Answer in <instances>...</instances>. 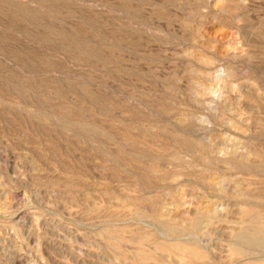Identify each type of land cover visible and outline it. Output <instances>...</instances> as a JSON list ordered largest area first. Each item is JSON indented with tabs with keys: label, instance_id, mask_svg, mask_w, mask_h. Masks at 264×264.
<instances>
[{
	"label": "rangeland",
	"instance_id": "obj_1",
	"mask_svg": "<svg viewBox=\"0 0 264 264\" xmlns=\"http://www.w3.org/2000/svg\"><path fill=\"white\" fill-rule=\"evenodd\" d=\"M261 162L264 0H0V264H137L132 232L242 264Z\"/></svg>",
	"mask_w": 264,
	"mask_h": 264
},
{
	"label": "bare ground",
	"instance_id": "obj_2",
	"mask_svg": "<svg viewBox=\"0 0 264 264\" xmlns=\"http://www.w3.org/2000/svg\"><path fill=\"white\" fill-rule=\"evenodd\" d=\"M25 10V9H24ZM18 11V10H17ZM27 11V10H26ZM15 12V11H14ZM25 12V11H24ZM36 14V13H35ZM62 33V32H61ZM67 38V37H66ZM65 38V39H66ZM209 90V89H208ZM204 91V90H203ZM208 92V91H207ZM209 93V92H208ZM216 93V92H215ZM131 110V109H130ZM67 123V122H66ZM71 124V123H70ZM67 125V124H66ZM79 125V124H78ZM93 125V124H92ZM76 126V125H75ZM83 126H85V125H83ZM71 127V126H70ZM81 127V126H80ZM75 128V127H74ZM73 128V129H74ZM82 128V127H81ZM84 129V128H83ZM89 129V128H88ZM87 129V130H88ZM70 130V129H69ZM78 130V129H77ZM80 132H82V131H80ZM89 134L91 133H93L92 134V136H94V133H96V132H94V130L92 129H89ZM98 132H99V129H98ZM101 132H99V134H100ZM104 133V132H103ZM88 134V133H87ZM87 134H85V135H87ZM101 135V134H100ZM103 135V134H102ZM105 136V135H104ZM111 136V135H110ZM95 138V137H94ZM93 138V139H94ZM106 138H107V135H106ZM180 141H181V139H180ZM184 140H182L181 142H183ZM185 143V142H184ZM187 144V143H186ZM202 147V146H201ZM125 148V147H124ZM200 148V147H199ZM201 149V148H200ZM204 149V148H203ZM191 150V149H190ZM124 152V151H123ZM212 152V151H211ZM145 154V153H144ZM131 155V154H130ZM133 156V155H132ZM124 157V156H123ZM129 157H131V156H129ZM139 157V156H138ZM141 157V156H140ZM132 158V157H131ZM130 158V159H131ZM135 158V157H134ZM128 159V158H127ZM140 159V158H139ZM176 159V158H175ZM152 160H154V159H152ZM244 163V162H243ZM182 164V163H181ZM247 164V163H246ZM260 166V169H259V167H258V169L260 170V171H263L264 170V162H261V164H259ZM241 166V165H240ZM239 166V167H240ZM257 166H258V164H257ZM241 168V167H240ZM255 168H257V167H255ZM157 170H158V168H157ZM252 170H254V169H252ZM259 170H256V171H259ZM255 171V172H256ZM259 171V172H260ZM153 172V171H152ZM149 173V172H148ZM152 174V173H151ZM158 175V174H157ZM145 177V176H144ZM143 176H142V178H144ZM149 177V176H148ZM150 178V177H149ZM146 181V180H145ZM238 189V188H237ZM239 190V189H238ZM237 190V191H238ZM236 191V192H237ZM242 192V191H241ZM237 194V193H236ZM239 195V194H238ZM237 195V196H238ZM243 195V194H242ZM178 197V196H177ZM180 197V196H179ZM239 197V196H238ZM240 197H242V196H240ZM246 197V196H245ZM245 197H243V198H245ZM249 197V196H248ZM247 197V198H248ZM264 197V196H263ZM157 198V197H156ZM134 199V198H133ZM148 199H150V198H141V199H139L138 198V200H136L135 202H141V201H146V200H148ZM158 199V198H157ZM240 199V198H239ZM128 200V199H127ZM179 200V199H178ZM249 200V199H248ZM251 200V199H250ZM258 200L260 201L261 199H259L258 198ZM244 201V200H243ZM264 201V200H263ZM133 202H134V200H133ZM132 202V203H133ZM261 203H262V201H260ZM130 203V202H129ZM137 203V204H138ZM159 203V202H158ZM264 203V202H263ZM134 204H136V203H133V205ZM136 204V205H137ZM260 204V203H259ZM132 205V206H133ZM139 205V204H138ZM130 206H131V204H130ZM132 206H131V208H132ZM135 206V205H134ZM158 207V206H157ZM139 210V209H138ZM138 210H137V212H138ZM160 210V209H159ZM135 211V210H134ZM243 211V210H242ZM136 212V211H135ZM137 212H136V215H137ZM155 212H156V210H155ZM154 212V213H155ZM140 213V212H139ZM142 214V213H141ZM156 214V213H155ZM161 214L163 215V213L161 212ZM240 214H242V218H241V224H242V227H241V229H239V230H237V231H235L234 233H233V235H232V238H233V240L235 241V243H233V245H232V247H231V252H232V254H234V255H236L235 257L237 258V257H243V258H246L245 259V262L243 263L242 261H244V260H242L241 261V263L242 264H264V260L263 261H261V260H259L258 258H256L257 260H252L253 258H251V260H249L248 259V257H249V255L252 253V252H256V250H264V211H261V210H259L258 208H252V209H248V210H246L245 211V209H244V212L243 213H240ZM143 215V214H142ZM154 217V216H153ZM152 218V217H151ZM163 218V217H162ZM158 220V219H157ZM162 220V219H161ZM168 220H171V218L170 219H168ZM201 220L202 219H198V220H195V221H192L188 226H183V225H180V224H176V223H170V221H168L169 223H165L164 224V222H163V225H164V227H165V229L167 230V231H169L170 233H172V234H180V233H182V232H184V233H187L186 231H196L197 229H200V225H201ZM159 221H160V219H159ZM163 221V220H162ZM164 221H167V219L166 220H164ZM208 221V220H207ZM157 222V221H156ZM204 222V221H203ZM114 223V222H113ZM162 224V223H161ZM160 224V225H161ZM203 224V223H202ZM114 228V227H113ZM120 230V229H119ZM119 230H116V231H118L119 232ZM123 229H121L120 231H122ZM115 230H113L112 229V227H110L109 228V230H108V228H107V230H104L102 233H101V238H103L104 240H106L105 242L107 243V244H111V245H109V246H112L115 250H116V252L118 251H121L122 250V247H121V245L123 244V243H125V240H130V241H132V245L134 246V244L136 245V247L138 246L137 244H140V246H138V249H137V251H134L135 252V259H136V261H137V264H160V261L161 260H163L162 259V255L161 254H163V252L164 251H167L166 249H168V248H170V250L172 251V254L175 252V251H177V253L179 254L178 256L180 257H184L185 258V260H186V262H183V263H181V264H209V256H208V254L205 252V251H203V249L200 247V245L198 244V243H196V242H191V243H189V244H184V243H175V244H169V245H167L168 243H166V245L163 243V242H161V243H159V244H155L156 245V251H155V248H154V251L152 252V250L150 249V247H149V249H150V251H149V249H147L148 251H146L145 249L147 248V246L146 245H149L148 243H150V239H153V238H150L149 240H145V239H143V238H141V237H139L138 236V234L136 235L135 233H133L132 232V234L130 233V237H122V235H123V232L125 233L124 235H126V236H128V234L126 233V232H128V231H126L125 229L123 230V232L120 234V233H118V232H116ZM129 233V232H128ZM188 233H190V232H188ZM139 234H141V233H139ZM142 236H144V234L142 235ZM146 236V235H145ZM151 236V235H150ZM149 236V234H147V237H150ZM125 240H124V239ZM127 238V239H126ZM145 238V237H144ZM155 239V238H154ZM153 239V240H154ZM103 240V241H104ZM145 240V241H144ZM156 240V239H155ZM130 241L129 242H127L126 241V243L125 244H123V245H126L127 243H130ZM146 241H149V242H146ZM133 242H134V244H133ZM144 242H146V245H145V247L142 245V243H144ZM159 242V241H158ZM153 245V244H152ZM108 247V246H107ZM125 250V249H124ZM173 250H175L174 252H173ZM168 251H169V249H168ZM117 252V253H118ZM120 253V252H119ZM121 253H124L123 251L121 252ZM121 253L119 254V255H121ZM164 253H166V252H164ZM170 254H171V252H169ZM169 253L166 255V254H164L163 255V258H164V256H169ZM176 252H175V254H177ZM125 254V253H124ZM175 254H174V256H175ZM126 255V254H125ZM124 255V256H125ZM234 255H232V256H234ZM123 256V255H122ZM251 256V255H250ZM121 257V256H120ZM133 257V256H132ZM160 257H161V260H160ZM170 257H171V255H170ZM258 257V256H257ZM169 258V257H168ZM171 258H173V257H171ZM261 258H263L264 259V257H261ZM174 259V258H173ZM177 259H179V258H177ZM182 260H183V258H181ZM232 259H234L235 260V258H232ZM181 260V261H182ZM184 260V261H185ZM237 260V259H236ZM239 260V259H238ZM164 261V260H163ZM177 261V260H176ZM257 261V262H256ZM170 262V261H169ZM175 262V261H174ZM136 263V262H135ZM134 263V264H135ZM161 263H162V261H161ZM179 263V262H178ZM165 264H166V262H165ZM170 264V263H169Z\"/></svg>",
	"mask_w": 264,
	"mask_h": 264
}]
</instances>
